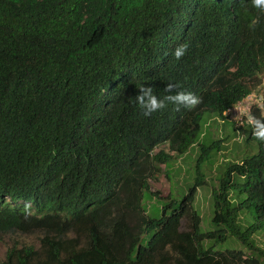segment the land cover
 Wrapping results in <instances>:
<instances>
[{
    "label": "trees",
    "instance_id": "1",
    "mask_svg": "<svg viewBox=\"0 0 264 264\" xmlns=\"http://www.w3.org/2000/svg\"><path fill=\"white\" fill-rule=\"evenodd\" d=\"M263 75L264 10L251 0H0V235L42 236L2 264H264L252 240L264 232V142L249 123L259 152L225 169L213 230L195 207L200 164L181 200L151 187L205 117L230 124ZM168 83L201 103L142 116L138 88L163 96ZM251 113L264 119V94ZM227 140L202 144L201 161ZM232 191L247 197L234 205ZM244 210L256 219L245 228ZM229 238L245 249L205 248Z\"/></svg>",
    "mask_w": 264,
    "mask_h": 264
},
{
    "label": "rangeland",
    "instance_id": "2",
    "mask_svg": "<svg viewBox=\"0 0 264 264\" xmlns=\"http://www.w3.org/2000/svg\"><path fill=\"white\" fill-rule=\"evenodd\" d=\"M263 85L260 90L253 93V98L250 101V105L262 104L264 94V75L262 76ZM251 97V95L249 96ZM249 99V98H248ZM249 103H247L248 105ZM245 108L242 105L237 106L228 115L227 122L230 124L225 125L223 121L215 116L205 117L204 125V136L196 142V144L189 150V152L179 158H173L171 165H162V173H156V180L154 179L151 183L152 191L159 193L160 198H166L169 195L171 199L181 200L186 194L189 193L191 187L194 186L195 180L198 175L197 166L200 164L201 172L205 175L206 183L198 189L196 197L195 207L196 210L202 216L201 228L203 231H210L214 229L211 222L213 203L212 193L215 188L220 185L221 177L225 169L235 163L240 162L244 158L256 155L259 152L257 143L253 140H248L249 129L248 122L243 118L237 121H231L232 116L237 114L236 111H243ZM251 110V108H248ZM208 117V118H207ZM207 118V119H206ZM232 123V124H231ZM234 124V126H233ZM239 130L245 134L246 139L241 140L237 138L236 131ZM221 145V149L215 156L210 160L206 158V162L201 161L202 151L201 145H209L211 141L227 139ZM159 150V149H158ZM157 150V152H158ZM246 194H240L237 191H232L231 200L234 205H238L246 199ZM155 201L153 202V204ZM157 202V204H159ZM155 205H150V207ZM255 216L251 211L244 210L240 213V225L242 227H248L256 222ZM41 234H28V235H0V264L5 260L7 250L14 243L19 244H30L39 246ZM258 246L264 248V232H258L253 237ZM212 247L216 251H227V250H244L245 246L240 242L232 238L226 241H217L215 243L207 242L205 248Z\"/></svg>",
    "mask_w": 264,
    "mask_h": 264
},
{
    "label": "clouds",
    "instance_id": "3",
    "mask_svg": "<svg viewBox=\"0 0 264 264\" xmlns=\"http://www.w3.org/2000/svg\"><path fill=\"white\" fill-rule=\"evenodd\" d=\"M251 4L256 9L264 10V0H251ZM188 47L189 45L186 42L178 45L173 50L175 59L179 60L186 55ZM181 88L182 86L179 83H168L163 90L164 95L158 96L153 87L141 85L138 88V94L132 99L139 106L141 115L144 117H150L153 113L166 109L169 104L176 105L177 110H179V106L192 109L201 103L199 95L190 91L181 90ZM236 112L237 114L232 116L231 121H237L241 118L246 119L253 129L254 138L264 142V119L257 118L248 108ZM226 115H229V111ZM236 134L238 139H246L245 134L239 130L236 131Z\"/></svg>",
    "mask_w": 264,
    "mask_h": 264
},
{
    "label": "built area",
    "instance_id": "4",
    "mask_svg": "<svg viewBox=\"0 0 264 264\" xmlns=\"http://www.w3.org/2000/svg\"><path fill=\"white\" fill-rule=\"evenodd\" d=\"M254 96H253V94L251 95V97H247L242 103H240V104H238L237 106H239V105H242V106H244L245 108H251L252 109V105H250V101L252 100V98H253ZM249 98V99H248ZM247 103H249L248 105H247ZM237 106H235V107H233L232 109H230L229 110V113H231V111L232 110H234L235 108H237ZM245 108H243L242 107V109L244 110ZM251 111V110H250ZM243 120H244V118H243Z\"/></svg>",
    "mask_w": 264,
    "mask_h": 264
}]
</instances>
